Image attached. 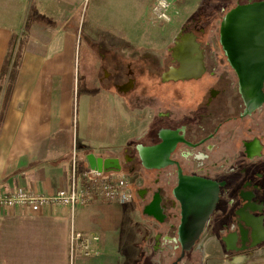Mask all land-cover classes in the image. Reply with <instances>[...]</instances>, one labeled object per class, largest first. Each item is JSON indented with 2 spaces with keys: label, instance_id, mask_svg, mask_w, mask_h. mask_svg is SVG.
Here are the masks:
<instances>
[{
  "label": "rangeland",
  "instance_id": "374dc122",
  "mask_svg": "<svg viewBox=\"0 0 264 264\" xmlns=\"http://www.w3.org/2000/svg\"><path fill=\"white\" fill-rule=\"evenodd\" d=\"M114 1L102 0L101 5H95L96 0H89L88 10L79 11L76 15L80 20L79 28L76 29L77 47L83 46L79 45V39L89 40L91 48L97 54L98 73L102 75L100 77L96 74L94 83L101 88L104 83L109 88H103L99 99L101 108L99 118L95 116L93 122L90 114L91 99H87L83 106L81 102L78 104L77 116L72 119V124L74 125L76 121L77 125L72 153L76 148L77 161L81 165L80 153H84L79 144L85 139H79V135L85 131L89 138L92 134L99 138L102 136L106 144L97 145L100 147L97 148L96 153L99 154L98 156L118 157L122 171H113V173H123L132 184L131 202L136 205L122 206L121 213L131 216L132 223L135 217L138 222L140 264H170L181 250L178 237L172 227L176 219L169 215L178 210H169L165 201L166 196L169 195V187L175 184L173 181L174 178L176 180L175 172L173 173L175 168L167 165L166 159L154 168H146L138 155L139 146L158 143L161 133L165 130L178 132L179 129H184L185 132L188 131V135L185 133L186 142L190 140L193 145L189 144V146L185 141V143H175L176 148L170 157L177 160L184 171L193 172L191 170L201 165L199 164L201 159L196 155L198 151H203V147L196 146L195 143L204 134L210 132L218 121H220L218 136L220 140L221 138L224 140V143H229L234 133L241 129L244 123L251 122L254 133L249 137L251 136V140H259L263 148L254 156L240 155V160L251 171L252 183L258 185L253 190L252 203L248 204L255 206L254 202L257 200L261 202L264 199V109L259 110L260 107H254L244 114V117L238 115L239 112L243 113L240 104L242 98L237 88L238 78L226 59L220 43V26L226 12L239 3L259 0H122L124 3L120 2L122 4L118 6ZM89 8L92 10L91 17L94 21L86 23L85 16L89 14ZM105 17L108 19L109 27L102 26L106 24L101 23ZM184 31L195 35L202 49L205 71L197 78L170 80L158 84L155 80L156 71L164 70L170 64L178 65L170 49L178 34ZM15 48L16 46L13 54ZM73 64L76 68L77 91L79 73L82 76L81 50L77 49L75 62L71 63L70 69L73 68ZM126 74L132 76L126 79L132 81V87L122 91L117 85L123 82ZM140 78L141 80L145 78L148 88L141 84L140 90L133 88ZM222 88L226 91L222 92ZM227 101L230 103L226 104ZM257 123H260V126ZM206 140L211 145L215 142L211 136ZM217 151V146L213 151H204L208 154L206 157L208 161L204 163L210 164L213 160L224 163V166L220 164L215 167L210 166L214 171L219 167L217 170L219 174L212 171L210 175L227 181L223 187L221 211L214 218H210L209 221L212 223L208 232L205 231L207 233L197 239L191 249L186 250L178 264H264V239L251 250L244 249L239 252L226 249L221 241V236L224 234L221 231L224 225L221 224L228 226L234 217L231 209L227 211L230 200L235 199L240 213L246 208L245 202L239 195L244 192L239 185L242 180L239 169L244 165L240 167L230 165L235 169L232 170V167L228 166L231 161L224 160L228 157L222 155L224 150L221 149L219 153ZM123 154H129L130 161L125 163ZM141 190H145L146 193L143 198L138 195V191ZM155 198L159 199L158 214L150 209ZM240 227L244 226L240 224ZM73 228L77 229L74 225ZM202 243H206L204 250L207 252L206 255L197 248ZM209 244H213L214 248L211 249Z\"/></svg>",
  "mask_w": 264,
  "mask_h": 264
},
{
  "label": "crops",
  "instance_id": "0c3cea01",
  "mask_svg": "<svg viewBox=\"0 0 264 264\" xmlns=\"http://www.w3.org/2000/svg\"><path fill=\"white\" fill-rule=\"evenodd\" d=\"M88 1L0 0V68L12 33L22 42L16 76L8 97L4 99L8 77L0 90V111L3 108L0 196L8 197L22 190L41 196L68 185L77 126L76 121L72 124V119L77 116L78 104L81 102L83 106L87 99H91V121L95 116L99 118L103 88L94 83L96 74L100 75L97 54L87 39H79V45L83 46L78 48L76 38V29L80 25L76 15L79 11L88 10ZM101 2L96 0L93 3L101 5ZM120 2L123 1H114L117 6L122 4ZM31 6V17L27 21ZM91 12L89 8L86 23L94 21ZM104 22L106 24L102 26L109 27L107 17L101 20ZM77 49L82 53V76L79 73L76 91V68L74 64L72 69L70 66L75 62ZM170 66L160 70L162 82L174 80H165L162 76ZM78 138L85 139L79 146L84 153H80L82 164L86 166L85 155L91 151L96 153L100 147L97 145H105L106 142L95 134L89 138L85 131ZM123 161L127 163L124 157ZM130 204L136 205L134 202H99L71 209L51 203L0 204V264H140L138 222L135 217L132 223L131 216L121 213L122 206ZM211 223L209 221L207 227ZM72 224L81 231L98 236V240L91 242V255L75 252L70 258ZM224 229H221L224 232L221 241L226 249L239 252L235 246L237 237L234 236L233 246H228L226 239L235 234ZM209 246L214 248L213 244ZM205 247L206 243L197 246L202 252Z\"/></svg>",
  "mask_w": 264,
  "mask_h": 264
},
{
  "label": "water",
  "instance_id": "95a60500",
  "mask_svg": "<svg viewBox=\"0 0 264 264\" xmlns=\"http://www.w3.org/2000/svg\"><path fill=\"white\" fill-rule=\"evenodd\" d=\"M220 43L228 62L237 73L240 88L249 89L259 99H264V0L239 4L229 10L220 26ZM182 139L177 131H163L158 143L138 147L141 163L145 167H156L170 146ZM85 159L91 168L99 171H118L122 168L118 157L98 156L89 152ZM173 193L181 204L178 230L181 252L170 264H178L185 251L199 238L217 199L218 185L211 180L179 175ZM153 201L158 205V198Z\"/></svg>",
  "mask_w": 264,
  "mask_h": 264
},
{
  "label": "flooded vegetation",
  "instance_id": "af4514ba",
  "mask_svg": "<svg viewBox=\"0 0 264 264\" xmlns=\"http://www.w3.org/2000/svg\"><path fill=\"white\" fill-rule=\"evenodd\" d=\"M239 4H241V3H239ZM231 9L232 8H230L229 10H231ZM224 18H225V16H224ZM224 54H225V51H224ZM226 59H227V57H226ZM232 69L237 76L235 69L233 67H232ZM237 88H238L239 95L242 98L240 104H241V107L243 108V113H240V112L238 113V115L240 117H244L243 115L250 112L254 107H256V108L260 107L259 110L264 109V106H263L264 105V99H259V96L255 93H253L249 89L242 90L240 88L239 84H238ZM222 89H223L222 92L226 91L225 88H222ZM208 93H209V90L207 92V96H208ZM245 95H248L247 99H245ZM262 95L264 96V86L262 87ZM225 103L229 104L230 101H227ZM257 125L260 126V123H257ZM252 126H253V124L251 122L244 123L242 125V128L239 127L241 129L237 130V132L234 133V135L230 139V142L224 143V140L222 138L220 140L219 136H218V131L220 128V121H218L217 124L215 125V127L212 128V130L210 132L204 134L195 143L196 146L201 145L203 147V151H198V154L196 155L197 158L201 159V161L199 163L201 165L198 166V168L196 167L197 169L191 170L193 172L184 171V169L181 167V165L178 163V161L173 159L172 157H170V154L176 148L175 143H177V142L185 143L186 139H187L185 133L188 135V131L185 132L184 129L178 130V133L182 135L183 139L178 140L175 143H173V145H171L169 150L166 152V153H168V155L167 154L164 155V159H166L167 165L174 166V168H175V170L173 171V173L175 172V175H176V180H175V178L173 179V181H175V184H173L169 187V190H168L169 195L166 196L165 201L167 202L166 204H168L167 208H169V210H173V209L178 210L177 212L169 214L171 217L178 220L175 224L172 225V227H174V232L176 235H178L179 224L181 222V204L177 200V198L174 196L173 188L178 183L179 175L188 176V177H199V178L211 180L213 182H216L218 185L217 199L213 205L211 212L209 213V215L207 217L206 222L204 223L202 231L199 235V238H200L204 234V231L208 230L209 227H207V226H208V222H209L210 218L211 217L214 218V216H217L218 213L221 211L220 206L222 205L223 198H224L223 187L225 186V184L227 182V181H225V179L220 180L219 177H215V176L213 177L210 175V173H212V171H214V170L210 169V166L215 167V165H217V164L224 166V163L219 162V161L217 162L216 160L215 161L213 160L210 164L206 163V165H205L204 161L205 162L208 161V159H206V157H208V154L204 151H208V150L213 151L214 147L217 146V149H218L217 153H219L221 151V149H223L224 151H223L222 155H227L228 157H230V159H228V157H226L224 159L227 162L231 161L230 164L228 165L229 168L232 166L240 167V165H242V164L244 165V163H242V161L240 160V158H241L240 155L246 156V154H247V156H249L248 152L246 150V144L251 141V136L249 137V135L254 133V132H252ZM209 136H211V138H213L215 140V142H213V145L207 143L206 139L209 138ZM189 141L190 140H188V142H186V144L187 145H189V144L193 145L192 142L191 141L189 142ZM262 148H263V146H262ZM196 149H198V148L196 147ZM217 160H219V159H217ZM228 160H230V161H228ZM230 165H232V166H230ZM191 166L193 167L194 165H191ZM234 167H232V170H235ZM218 169H219V167H217L214 172H217L219 174V171H217ZM239 171L241 172L240 177L242 178V180L239 182V185H241V189L244 191V192H242V195H244V197L241 195V193L239 195L241 196V199H243V201L245 202V208L246 209H244V211L246 210L249 215H252L254 217L259 218L260 223H261V229L263 232V229H264V199L261 202H259L258 200L256 202H254L255 206L248 204V203H252L251 199L254 196L253 190H254V188H257L258 185L252 183L251 171L245 165L242 169L240 168ZM261 177H262V174H261ZM236 182H238V181L236 180ZM248 198H250V200ZM238 208L239 207H238V204L235 201V199H231L229 202V206L227 207V209H228L227 211H230V209H231V213H233L234 217L232 218V222L228 226L224 225V227H226V229H224L223 231L233 232L235 234L234 236H236L238 239V240H236V245H235L236 247H238V249H236L237 251H244V249L249 251L254 246H256L257 243H259L261 240H263L264 237L259 238L258 241L253 240L252 227L250 224H248L242 218V215L239 212ZM259 211H261V213H259ZM240 224H242L244 227L241 228ZM263 234H264V232H263ZM242 240H244V241H242ZM178 241H179V239H178ZM179 244H180V241H179ZM180 249H181V244H180ZM180 252H181V250H180Z\"/></svg>",
  "mask_w": 264,
  "mask_h": 264
},
{
  "label": "built area",
  "instance_id": "2783aa9c",
  "mask_svg": "<svg viewBox=\"0 0 264 264\" xmlns=\"http://www.w3.org/2000/svg\"><path fill=\"white\" fill-rule=\"evenodd\" d=\"M129 154H123L126 161H130ZM77 151L74 148L70 163L69 183L65 187L48 195H33L26 191H19L11 196H0V204L14 206L18 203L39 205L51 203L63 205L74 209L77 206L85 207L95 203L114 202L126 204L133 199L132 184L123 173L114 174L113 171H99L91 168L86 159V166L77 161ZM81 160V158H80ZM145 190L138 191L139 197L143 198ZM178 237V235H176ZM98 240L97 235L89 234L81 230H74L71 225L69 235V251L72 258L75 252L84 256L91 255L93 249L91 242ZM178 240V238H177Z\"/></svg>",
  "mask_w": 264,
  "mask_h": 264
},
{
  "label": "bare ground",
  "instance_id": "6f19581e",
  "mask_svg": "<svg viewBox=\"0 0 264 264\" xmlns=\"http://www.w3.org/2000/svg\"><path fill=\"white\" fill-rule=\"evenodd\" d=\"M172 55L175 58V61H178V66H170L167 71L163 73L165 80L169 79H182V78H197L203 74L205 71V66L203 63V53L202 49L199 46L195 35L192 32H180L176 37L174 44L171 48ZM132 81H128L125 84H122L120 88L122 91H127L131 88ZM248 98V95H245V99ZM252 107V106H251ZM107 120V127L108 125ZM246 150L249 156H254L259 154L260 142L257 139H253L251 143L246 144ZM150 209L153 213L158 214V205L155 203L152 204ZM242 218L251 225L253 231L254 240L263 238L264 234L262 232L259 218L249 215L247 211L241 212ZM234 235H229L226 239L228 246H233Z\"/></svg>",
  "mask_w": 264,
  "mask_h": 264
},
{
  "label": "trees",
  "instance_id": "16d2710c",
  "mask_svg": "<svg viewBox=\"0 0 264 264\" xmlns=\"http://www.w3.org/2000/svg\"><path fill=\"white\" fill-rule=\"evenodd\" d=\"M31 13H32V6L29 9L27 21L30 19ZM21 45H22L21 39H17V35L12 33L11 38H10L9 43H8L7 52L4 56V59H3V62H2L1 68H0V90L2 87L3 81L5 80L6 77H8V83H7V86L5 89L4 99H5V97L6 98L8 97L10 90L12 88V84L14 82V78L16 76V70H17V66L19 63V55H20ZM15 46H16L15 54H13V50H14ZM10 64L12 65L11 68H9ZM171 65H173V64H171ZM175 66H176V64H175ZM152 73H154V72H152ZM127 75L128 74L125 75L123 82L126 81L127 77L132 78V76H130V75L127 76ZM144 79L145 78H142V80H141V78H140L139 82H136L134 84V89L139 88V90H140V84L143 85L145 88H148V86L146 87L147 82ZM190 79H192V78H190ZM155 80L158 84H163V82L160 80V71L155 72ZM178 80H180V79H178ZM102 87L106 88V89L109 88L108 85L104 84V83H103ZM2 119H3V108L0 111V125H1ZM179 254H178V256H179Z\"/></svg>",
  "mask_w": 264,
  "mask_h": 264
}]
</instances>
